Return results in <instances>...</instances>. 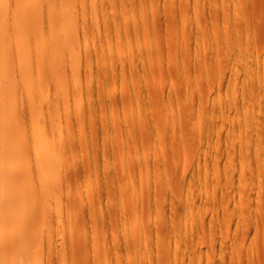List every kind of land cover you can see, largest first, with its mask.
Wrapping results in <instances>:
<instances>
[{
  "label": "rangeland",
  "instance_id": "obj_1",
  "mask_svg": "<svg viewBox=\"0 0 264 264\" xmlns=\"http://www.w3.org/2000/svg\"><path fill=\"white\" fill-rule=\"evenodd\" d=\"M110 263L264 264V0H0V264Z\"/></svg>",
  "mask_w": 264,
  "mask_h": 264
},
{
  "label": "bare ground",
  "instance_id": "obj_2",
  "mask_svg": "<svg viewBox=\"0 0 264 264\" xmlns=\"http://www.w3.org/2000/svg\"><path fill=\"white\" fill-rule=\"evenodd\" d=\"M34 11V10H33ZM137 11H138V9H137ZM109 15V14H108ZM138 15V14H137ZM28 16V15H27ZM36 19V18H35ZM110 20V19H109ZM139 20V19H138ZM28 21V20H27ZM112 22V21H111ZM27 24V23H26ZM122 25V24H121ZM131 25V24H130ZM124 26V25H123ZM76 27V26H75ZM112 27V26H111ZM133 27V26H132ZM25 28H27V27H25ZM29 28V27H28ZM78 29V28H77ZM112 30V29H111ZM75 31V30H74ZM82 31V30H81ZM130 31V30H129ZM77 32V31H76ZM28 33V32H27ZM33 33V32H32ZM80 33V32H79ZM140 33H141V31H140ZM29 34V33H28ZM78 35V34H77ZM82 37V36H81ZM26 38V37H25ZM76 38V37H75ZM29 39V38H28ZM74 41V40H73ZM81 41V40H80ZM76 44V43H75ZM155 48V47H154ZM73 49H75V48H73ZM77 49V48H76ZM79 51V50H78ZM129 51V50H128ZM137 51V50H136ZM79 54H81V53H79ZM137 54V53H136ZM138 55V54H137ZM82 57V56H81ZM136 57V56H135ZM158 57H159V55H158ZM165 57V56H164ZM117 58H118V56H117ZM139 58V57H138ZM156 58V57H155ZM77 59V58H76ZM157 59H159V58H157ZM164 60V59H163ZM105 61H106V59H105ZM129 61V60H128ZM145 61V60H144ZM172 61V60H171ZM108 62V61H107ZM120 62V61H119ZM116 64V63H115ZM127 65V64H126ZM141 66V65H140ZM149 66V65H148ZM160 66V65H159ZM109 67V66H108ZM151 67V66H150ZM79 69V68H78ZM77 69V70H78ZM119 69H120V67H119ZM142 69V68H141ZM76 71V70H75ZM84 71V70H83ZM77 73V72H76ZM156 73V72H155ZM157 73H159V72H157ZM92 75V74H91ZM97 75V74H96ZM141 75V74H140ZM142 76V75H141ZM79 78V77H78ZM130 78V77H129ZM84 80V79H83ZM96 80V79H95ZM143 81V80H142ZM89 82V81H88ZM152 82V81H151ZM75 83V82H74ZM83 84V83H82ZM96 84V83H95ZM145 84V83H144ZM90 87V86H89ZM76 88V87H75ZM84 88V87H83ZM144 88V87H143ZM82 89V88H81ZM85 89V88H84ZM96 89H97V87H96ZM133 89V88H132ZM168 90V89H167ZM76 91H78V90H76ZM132 91V90H131ZM141 91H142V89H141ZM173 91V90H172ZM97 92V91H96ZM155 92V91H154ZM77 93V92H76ZM144 93H146V91L144 92ZM152 93V92H151ZM158 93V92H157ZM85 94V93H84ZM96 94V93H95ZM124 94V93H123ZM70 96H72V95H70ZM86 96V95H85ZM95 96V95H94ZM97 97V96H96ZM107 97V96H106ZM87 98V97H86ZM90 98V97H89ZM91 99V98H90ZM97 99V98H96ZM107 99V98H106ZM106 101V100H105ZM109 103V102H108ZM98 104V103H97ZM109 105V104H108ZM82 113V112H81ZM81 115V114H80ZM116 128V127H115ZM117 130V129H116ZM64 149V148H63ZM22 155V154H21ZM20 156V155H19ZM86 161V160H85ZM137 163V162H136ZM72 164V163H71ZM118 164V163H117ZM153 166V165H152ZM156 166V165H155ZM101 167V166H100ZM112 167V166H111ZM121 167V166H120ZM137 167V166H136ZM104 168V167H103ZM131 168V167H130ZM161 168H162V166H161ZM125 169H127V168H125ZM152 169V168H151ZM156 169V168H155ZM128 170V169H127ZM76 171V170H75ZM153 171H155V170H153ZM152 171V172H153ZM158 171V170H157ZM134 172V171H133ZM64 173V172H63ZM87 173V172H86ZM118 173H119V171H118ZM145 173V172H144ZM61 176H63V175H61ZM60 176V177H61ZM115 176V175H114ZM120 176V175H119ZM133 176V175H132ZM154 176V175H153ZM156 176V175H155ZM159 176V175H158ZM170 176V175H169ZM55 177V176H54ZM116 177V176H115ZM119 178V177H118ZM138 178V177H137ZM155 179V178H154ZM157 179V178H156ZM139 180V179H138ZM175 180V179H174ZM64 181V180H63ZM121 181V180H120ZM129 181V180H128ZM159 181H160V178H159ZM158 181V182H159ZM165 181V180H164ZM180 181V180H179ZM186 181V180H185ZM138 183V182H137ZM125 184V183H124ZM126 186V185H125ZM129 187H130V185H129ZM138 187V186H137ZM131 189V188H130ZM130 192V191H129ZM138 192H139V190H138ZM179 193V192H178ZM130 195V194H129ZM150 195V194H149ZM140 196V195H139ZM153 197V196H152ZM178 197H179V195H178ZM188 198V197H187ZM166 199V198H165ZM153 200V199H152ZM155 202V201H154ZM118 203V202H117ZM139 203V202H138ZM154 205H155V203H154ZM118 206V205H117ZM119 207V206H118ZM133 207V206H132ZM126 208V207H125ZM152 208V207H151ZM174 208V207H173ZM154 209V208H153ZM156 209V208H155ZM154 209V210H155ZM118 210V209H117ZM160 210V209H159ZM162 210V209H161ZM189 210V209H188ZM106 211V210H105ZM171 211V210H170ZM111 212V211H110ZM118 212V211H117ZM155 212H156V210H155ZM128 213V212H127ZM107 214V213H106ZM105 215V214H104ZM144 215V214H143ZM100 216V215H99ZM114 216V215H113ZM128 217V216H127ZM98 218V217H97ZM119 218V217H118ZM156 218V217H155ZM154 219V218H153ZM152 219V220H153ZM145 220V219H144ZM148 220V219H147ZM151 220V221H152ZM130 221V220H129ZM120 222V221H119ZM156 222V221H155ZM144 223V222H143ZM155 224V223H154ZM166 226V225H165ZM143 227H144V225H143ZM154 227H156L155 225H154ZM136 229H138L137 227H136ZM173 230V229H172ZM176 230V229H175ZM178 230V229H177ZM183 233V232H182ZM112 234V233H111ZM155 235V234H154ZM154 235H152V236H154ZM139 237V236H138ZM121 238V237H120ZM129 239V238H128ZM130 241V240H129ZM103 245V244H102ZM119 246H120V244H119ZM111 248H113V247H111ZM162 249V248H161ZM75 250V249H74ZM79 252H80V250H79ZM78 252V253H79ZM108 252V251H107ZM155 252H157V251H155ZM77 253V252H76ZM103 253V252H102ZM112 257V256H111ZM24 258V257H23ZM28 260V259H27ZM92 262H94L93 261V259H92ZM87 263V262H86ZM127 263V262H126ZM111 264V263H110Z\"/></svg>",
  "mask_w": 264,
  "mask_h": 264
}]
</instances>
